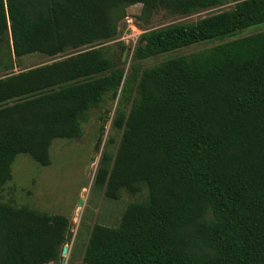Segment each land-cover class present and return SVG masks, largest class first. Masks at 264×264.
<instances>
[{"label": "trees", "instance_id": "trees-1", "mask_svg": "<svg viewBox=\"0 0 264 264\" xmlns=\"http://www.w3.org/2000/svg\"><path fill=\"white\" fill-rule=\"evenodd\" d=\"M227 1L0 0V264L61 260L70 219L6 202L4 186L19 155L50 166L53 142L81 138L114 93L95 186L112 201L146 188L148 199L116 228L95 224L81 264H264V32L142 66L263 24L264 0L147 31L126 56L110 44L130 7L147 23ZM35 54L49 62L15 73Z\"/></svg>", "mask_w": 264, "mask_h": 264}, {"label": "rangeland", "instance_id": "rangeland-1", "mask_svg": "<svg viewBox=\"0 0 264 264\" xmlns=\"http://www.w3.org/2000/svg\"><path fill=\"white\" fill-rule=\"evenodd\" d=\"M236 4L234 0H228L222 6L188 16H170L164 11H158L147 23L138 20L137 17L141 15L142 6L136 5L128 9V17L119 24L117 39L110 44L121 42L129 46L130 50L132 42H134L128 39L129 35H133L132 27H136L141 34H144L147 31L174 23L196 22L214 13L231 10ZM262 32H264V23L238 31L232 37L200 42L159 55L143 62L142 66H153L162 61L187 56ZM14 60L16 61L15 58ZM48 62L49 59L42 55H29L16 62L14 71L19 73L45 65ZM130 64L131 59L128 58L123 63V67L127 70ZM6 74L4 70H0V78ZM115 109L116 100L108 99L102 111L91 113L89 122L83 125L81 138L55 140L49 152L50 166H40L31 157L19 155L12 166L13 179L4 186L3 196L6 202L13 198L11 201L17 207H29L39 212L62 215L70 219L73 236L69 237L67 244L69 253L66 256V262H63L64 257L61 254V260L54 264H81L87 241L95 224L116 228L120 225L122 216L130 204L148 199V189L146 188L143 193L136 196H130L123 191L118 201H112L105 197L104 190L95 186L100 160L107 149L110 136L112 133L115 136L116 133L112 130ZM105 122L107 125L103 131ZM111 150L115 151L116 147ZM80 199H83L82 206H79ZM77 245L80 247L77 250V257L72 258L71 253Z\"/></svg>", "mask_w": 264, "mask_h": 264}, {"label": "water", "instance_id": "water-1", "mask_svg": "<svg viewBox=\"0 0 264 264\" xmlns=\"http://www.w3.org/2000/svg\"><path fill=\"white\" fill-rule=\"evenodd\" d=\"M128 51H129V48H128V50L126 51L125 56H126V54L128 53ZM122 85H123V81H119V82H118V86H119V87H122ZM113 99L116 100V101L118 100V93H114V94H113ZM106 125H107V123L105 122L104 127H103V131L105 130ZM94 160H96V159H94ZM82 205H83V199H80V201H79V206H82ZM70 236L72 237L73 234L71 233ZM68 242H69V240H68ZM67 244H68V243H67ZM67 244L64 246L63 251H62V255H63V257H64V260H63L64 263L66 262V256H67L68 253H69V246H68Z\"/></svg>", "mask_w": 264, "mask_h": 264}, {"label": "built area", "instance_id": "built-area-1", "mask_svg": "<svg viewBox=\"0 0 264 264\" xmlns=\"http://www.w3.org/2000/svg\"><path fill=\"white\" fill-rule=\"evenodd\" d=\"M131 30H132L133 35L132 36L129 35L128 39H131L134 42H132V45H131L132 47H130V50L128 52L133 53L134 48H135V46H136L137 42L139 41L142 34L139 32V30L136 27H132Z\"/></svg>", "mask_w": 264, "mask_h": 264}]
</instances>
